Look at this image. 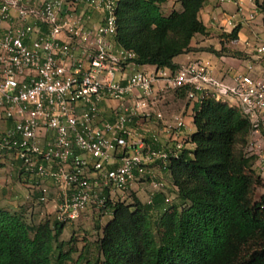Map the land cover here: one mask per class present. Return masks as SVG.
<instances>
[{
	"label": "built area",
	"instance_id": "obj_1",
	"mask_svg": "<svg viewBox=\"0 0 264 264\" xmlns=\"http://www.w3.org/2000/svg\"><path fill=\"white\" fill-rule=\"evenodd\" d=\"M225 1L240 15L227 21L230 34L259 16L257 7L245 14L244 0ZM119 2L0 0V163L11 161L27 200L53 206L61 223L88 210L112 215L109 203L130 202L132 184L153 178L149 165L167 171L186 148L183 116L162 122L172 148H159L157 134L136 135L135 124L153 120L161 80L166 90L187 88L194 105L237 108L252 126L247 153L264 176V43L245 41L253 53L229 80L200 59L172 76L147 72L115 42Z\"/></svg>",
	"mask_w": 264,
	"mask_h": 264
},
{
	"label": "trees",
	"instance_id": "obj_2",
	"mask_svg": "<svg viewBox=\"0 0 264 264\" xmlns=\"http://www.w3.org/2000/svg\"><path fill=\"white\" fill-rule=\"evenodd\" d=\"M168 0H120L115 42L136 54L138 66L175 74L174 59L207 28L200 20L206 0H179L182 10L165 15ZM264 13V0H255ZM240 27L228 38L237 39ZM207 51V50H206ZM217 56L225 48L214 51ZM239 56L237 53L232 54ZM184 99L188 89L176 91ZM196 131L171 158L169 174L176 196L155 192L149 202L135 194L128 203H109L112 219L98 241L96 262L79 256L74 264H264V180L247 148L252 126L225 102L205 100L194 106ZM2 165V163H0ZM66 223L46 219L30 224L24 214L0 208V264H58L73 260L61 237Z\"/></svg>",
	"mask_w": 264,
	"mask_h": 264
},
{
	"label": "crops",
	"instance_id": "obj_3",
	"mask_svg": "<svg viewBox=\"0 0 264 264\" xmlns=\"http://www.w3.org/2000/svg\"><path fill=\"white\" fill-rule=\"evenodd\" d=\"M256 7L257 6L254 0L253 1L244 0V8H245L246 15L252 12ZM162 9L165 15H170L173 11H181L182 6L179 0H168V2L162 6ZM237 12H238V8L233 3L226 2L225 0H206V4L204 8L202 9V11L200 12L199 17H200V20L203 22V24L206 26L207 33L205 35H197L192 41L191 47L196 49L197 51L181 55L174 59V62L179 66V68L193 61L199 60V59L204 60L211 64V66L213 67L214 74L218 78H222L226 80H229L236 72L244 70L246 64H248L245 62L244 59L250 58L253 53V50L245 46L244 37L242 35L243 27H240V31L237 35L236 42L235 41L233 42L232 40V42L230 41L229 43L224 38V36H226L227 38V36L230 35L232 31V29L228 26L227 21L231 18H234L236 20L240 18V15L237 14ZM251 24L253 25L254 29L258 30L260 33H264V13L259 12V16L256 19V21H254ZM221 36H223V38H220ZM211 46L217 52L221 51L223 47H225L227 50L235 49L236 52L234 53L239 54V56L234 57L232 54L226 53L218 57L215 53H209L208 51H206V49L210 48ZM208 54L212 56H217L218 62L215 64L213 62V58H209ZM137 69L144 70L147 72H158L161 75L164 74L166 76H172V73L169 70H158L157 68L152 67V66H139V68ZM164 88H165V81L161 80L156 85V89L158 92L157 95ZM184 100H186L189 103V105H184L182 110L177 115L183 116L186 122V127L184 128L182 138H189L196 131V128L193 123L194 122L193 114H194L195 105L192 103L190 104L187 98ZM174 116L176 115H173L172 118H174ZM151 123L160 124V122L156 123L153 121L147 124H151ZM154 134H155L154 132H150L149 134H146L145 137L148 139H151V136ZM174 144H175L174 141H168L165 139V136H162L161 144L158 145V147L159 148L161 147L170 148V147H173ZM194 148L195 146L193 144L186 143V149L194 150ZM148 170L153 175V178L151 179L150 177H148L146 180H144L146 181L145 183H141V184L133 183L131 187V191L132 192L136 190L142 191L143 189L148 190V188H150L149 196L151 197L155 193L153 192L151 188V181L153 180L155 182H160V183L165 184L161 192H164L169 199H171L170 198L171 195L174 196L175 198L176 195L172 192L174 188L171 182V178L168 173H166L160 168L159 163H153L149 165ZM3 171H4L3 168L0 169V204L5 203L6 200L13 202L15 200L14 198H16L18 195V191H20L21 189L25 190L24 184H23L24 186H18V188L16 187V188H12L11 190L10 189L8 190V187H5V184H4L5 179H3L2 177ZM13 172L16 173V171H13ZM15 173L13 174L15 175ZM16 174L17 176H19L18 173ZM131 194H135L138 197V195L135 192ZM149 201L150 200H147V202ZM0 208L7 209L9 211H18L16 209L12 210L5 206L0 207ZM54 211L55 209L53 206H48L44 208V212L42 215L52 216L54 215ZM43 216H41L40 214V219ZM100 218L102 219V221L103 220L105 221V224H104L105 226L112 219V215L111 214L106 215V216L100 215Z\"/></svg>",
	"mask_w": 264,
	"mask_h": 264
},
{
	"label": "rangeland",
	"instance_id": "obj_4",
	"mask_svg": "<svg viewBox=\"0 0 264 264\" xmlns=\"http://www.w3.org/2000/svg\"><path fill=\"white\" fill-rule=\"evenodd\" d=\"M225 35V34H224ZM242 35L244 37V41L250 40L252 43L254 42H261L264 43V33H260L258 30L253 28L252 24L244 25L242 30ZM220 38H223L221 36ZM227 42H232V38L229 39L228 36H224ZM236 42V40H233V42ZM225 48V47H223ZM209 53H214V49L211 46L210 48L206 49ZM222 50V49H221ZM225 50H227L225 48ZM236 52L235 49H228V54H233ZM226 54V53H223ZM209 58H213V62L216 64L218 62L217 56H212L208 54ZM155 102L157 103L154 107V114H153V122H160V124H147L149 122H140V124H135L134 129L136 131L137 137L146 136V134H149L150 132H154L155 134L162 137L161 134L162 130V122H171L174 120L173 115L179 114V112L182 110L184 105H189V103L184 100V98L177 93L175 90H166L165 88L160 91L158 94ZM191 104V103H190ZM158 115H161V119L158 117ZM172 119V120H171ZM161 129V130H160ZM172 148V147H170ZM4 169L3 171V179H5V187H8V190L12 188H18V186H24L23 182L20 180L19 176H17V171L14 170L15 168L12 166L11 161H6L0 165V169ZM13 171H16L13 172ZM15 173V175L13 174ZM264 180V176H261ZM146 181L137 182L138 184L145 183ZM264 182V181H263ZM165 185V184H164ZM21 189L18 191V195L13 202H10L9 200H6L5 203L0 204V207H8L10 209H16L19 213L24 214V219L34 225L38 224L41 221H44L46 219H55V215L52 216H43L44 212V206H38L35 204L34 201L27 200V195L29 191L26 189ZM151 188L153 192H157L153 185H151ZM163 189V188H162ZM150 188L143 189L142 191H133L135 192L138 197L144 201L147 202V200H150ZM132 191L130 192L133 193ZM27 194V195H26ZM262 195H264V189L258 188L256 192V199H259ZM26 196V197H25ZM170 200H174V196H170ZM130 202L132 200V197H130ZM128 200V201H129ZM22 203V205H21ZM20 204V205H19ZM40 214L41 219H40ZM105 224V221L100 218V215L95 213L93 210H88L84 212L81 216V218L72 224H66V228L64 231V234L61 237V241L64 243V252H69L71 249L74 251L72 258L73 260L67 261L65 264H74L75 261L79 258V256L82 255V257L85 258V260H90L91 262H96L98 259L101 258V254L98 248V241L100 237L102 236V228ZM53 264H58L56 262V258H54Z\"/></svg>",
	"mask_w": 264,
	"mask_h": 264
}]
</instances>
